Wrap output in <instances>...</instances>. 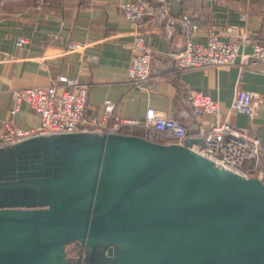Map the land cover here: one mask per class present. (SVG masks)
Segmentation results:
<instances>
[{
	"label": "water",
	"instance_id": "obj_1",
	"mask_svg": "<svg viewBox=\"0 0 264 264\" xmlns=\"http://www.w3.org/2000/svg\"><path fill=\"white\" fill-rule=\"evenodd\" d=\"M193 142L77 131L0 147V264H71L74 241L95 264H264V181Z\"/></svg>",
	"mask_w": 264,
	"mask_h": 264
},
{
	"label": "crops",
	"instance_id": "obj_2",
	"mask_svg": "<svg viewBox=\"0 0 264 264\" xmlns=\"http://www.w3.org/2000/svg\"><path fill=\"white\" fill-rule=\"evenodd\" d=\"M125 1L0 0V126L6 119L24 128L40 122L39 113L25 100L11 112L16 88L55 84L59 90H73L75 84L85 83L86 115L100 117L105 99L116 102L117 112L124 117L142 118L152 106L180 118L190 137L197 139L198 119L187 98L199 90L218 100L221 119L264 139V105L258 106L252 119L242 110L231 109L237 86L253 90L258 102L264 99V62L252 68L242 60L255 42L264 48V0H168L172 26H154L149 21L145 39L161 58L160 65L152 64L151 73L169 72L138 85L128 76L134 26L122 12ZM182 13L198 26L191 32L194 41L205 42L211 25L220 38H228L229 24L246 25L250 40L240 46L232 64L174 70L172 53L183 48L188 33L179 17ZM19 37L27 40L21 47L16 44ZM69 41H78L82 47L67 49ZM202 119L206 127L213 123L210 114ZM260 156L253 175H264V151ZM253 164V158L245 159L243 167Z\"/></svg>",
	"mask_w": 264,
	"mask_h": 264
},
{
	"label": "built area",
	"instance_id": "obj_3",
	"mask_svg": "<svg viewBox=\"0 0 264 264\" xmlns=\"http://www.w3.org/2000/svg\"><path fill=\"white\" fill-rule=\"evenodd\" d=\"M169 7L168 0H127L121 5L123 14L132 21L134 26L128 76L137 85L150 78L154 82L156 78L169 72L158 69L155 73H151L152 64L160 65L161 58L145 39V28L149 21L154 26L160 24L172 26L173 16ZM179 17L185 23L188 33L183 48L177 52H171L174 57V70L232 64L239 53L240 46L250 40L246 25L229 24L225 30L228 38H220L211 25L207 30L205 42L194 41L191 32L198 29L197 24L193 23L186 13H182ZM26 41V38L19 37L16 44L21 47ZM80 47L82 44L78 41L67 43V49ZM242 60L248 67L259 66L264 62L263 46L255 42L252 51L242 55ZM75 85L73 90H59L55 84L16 88L15 106L11 112H15L20 101L25 100L39 113L40 122L34 128H24L11 119L4 120L0 126V146L34 135L77 131L132 133L163 143H181L185 138L190 137L188 127L180 118L169 116L152 106L146 109L142 118L124 117L117 112L116 102L105 99L103 114L100 117L86 115L84 109L88 92L87 84ZM187 103L198 119L194 134L201 138V142H193L191 148L212 159L219 166L244 176L253 175L261 161L260 153L264 151V139L250 135L246 129L232 124L227 118L221 119L218 100L199 90H194L190 94ZM259 105H264V99L258 102L253 90L237 86L231 109L242 110L252 119L257 114ZM204 114H210L213 117V123L209 127L203 123ZM186 115L187 112H181V116ZM137 128H139L138 132ZM249 158L254 159V164L251 168H244L243 162ZM259 177L264 181V175Z\"/></svg>",
	"mask_w": 264,
	"mask_h": 264
},
{
	"label": "flooded vegetation",
	"instance_id": "obj_4",
	"mask_svg": "<svg viewBox=\"0 0 264 264\" xmlns=\"http://www.w3.org/2000/svg\"><path fill=\"white\" fill-rule=\"evenodd\" d=\"M67 246V259L71 264H95V262L100 259L98 251L93 254L92 250H88L84 244L79 241L71 242ZM105 252H107V248Z\"/></svg>",
	"mask_w": 264,
	"mask_h": 264
},
{
	"label": "rangeland",
	"instance_id": "obj_5",
	"mask_svg": "<svg viewBox=\"0 0 264 264\" xmlns=\"http://www.w3.org/2000/svg\"><path fill=\"white\" fill-rule=\"evenodd\" d=\"M67 248H68V246H67Z\"/></svg>",
	"mask_w": 264,
	"mask_h": 264
}]
</instances>
